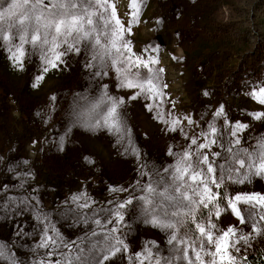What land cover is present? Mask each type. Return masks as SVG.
<instances>
[{"label": "rangeland", "instance_id": "374dc122", "mask_svg": "<svg viewBox=\"0 0 264 264\" xmlns=\"http://www.w3.org/2000/svg\"><path fill=\"white\" fill-rule=\"evenodd\" d=\"M108 4L109 15L114 8L124 28L123 41L131 50L126 55L157 75L158 98L131 99L139 89L120 87L117 69L93 61L83 46L45 72L38 49L24 44L17 63L13 55H19L20 41L0 39V264H83L76 256L91 258V264H188L179 241L169 242L173 230L164 227L180 217H165L160 206L173 210L169 201L147 189L168 188L172 167L196 149L193 139L208 145L199 151L210 159L220 153L217 164L226 163L229 147L257 152L264 142V118H256L264 114V104L252 95L264 88V0ZM13 11L15 17L0 20V36L16 34L13 23L20 15L12 0H0V14ZM226 45L229 54L221 51ZM187 55L202 60V70ZM112 100L123 101V137L103 126ZM173 120L179 121L175 130ZM240 125L247 127L233 135ZM213 127L216 133L208 136ZM233 167L237 176L248 171ZM209 186L217 193L220 216L201 206L198 222L221 231L232 227L237 236L248 237L247 244H237L236 264L264 257V210L238 205L241 223L228 207L236 195L264 196V177L243 183L226 177L221 188ZM168 194L179 195L170 188ZM185 221L176 234L198 236L196 222ZM108 241L121 250L106 249Z\"/></svg>", "mask_w": 264, "mask_h": 264}, {"label": "snow or ice", "instance_id": "6c2138e0", "mask_svg": "<svg viewBox=\"0 0 264 264\" xmlns=\"http://www.w3.org/2000/svg\"><path fill=\"white\" fill-rule=\"evenodd\" d=\"M136 2L137 0H133V7H136ZM12 4L20 13L19 18L13 23L16 34L14 36L2 35L0 39L6 42H11L13 39L20 41L18 45H15L19 55H13V59L17 63H21L23 46L26 43L31 44L42 53L43 71L45 72L49 68L58 67L63 62L65 55L71 52L80 53L83 46L84 49L91 50L93 61H98L101 66L111 65L117 69L120 87L139 89L135 95L130 97L131 99H136L140 95L148 99L158 98L157 75L151 71H142V69H148V64L141 60L133 61L130 56L126 55L131 50L128 44L123 41L124 28L120 25L119 19L116 18L114 8L109 15L108 0H12ZM5 15L11 18L15 17L17 13L13 11L0 14V20H4ZM113 20L115 25H119V27H114ZM89 66H93L91 62H89ZM252 95L264 104V88H261L259 93L254 92ZM122 103V100H112L107 105V112L103 120V126L121 137L127 135V128L124 126L119 112ZM100 106L94 105L93 109ZM222 112L221 109L216 115L220 116ZM256 118H264V114H257ZM178 124V120H173L172 130H175ZM245 127L247 126L240 125L233 131V135ZM215 133L216 129L213 127L211 133L207 135L211 136ZM191 143L196 145V149L192 152H185L172 167L171 184L168 188L163 193H158L155 187L149 186L147 191L169 201L173 210H165L162 205L160 206L165 217H180L175 223L169 222L164 227L173 230L169 242L179 241L183 247L179 248L178 251L183 253L182 259L187 260L188 264H236L237 257L233 253L241 251L237 244L240 241L247 244L248 237L237 236L232 227L221 231L216 229L215 224H201L198 222L196 213L198 207L202 206V208L210 210L215 208V216L217 218L220 216V209L216 207L218 203L217 193L209 185L221 188L226 177L234 183H243L250 180L252 176L264 177V142L258 145L259 151L257 152L233 151V148L229 147L227 151L231 155L225 158V164L216 163V157L220 156V153H213L210 159L207 153L199 151L206 149L207 144H197L195 139ZM212 143H216V141L213 140ZM234 143L238 144L239 140L234 141ZM257 160L258 163L248 162ZM233 164H239L240 170L247 168V173L237 176L238 170L233 167ZM169 188L179 195L170 196L168 194ZM145 201L153 203L147 197ZM240 204H247L253 209L264 210V196L236 195L229 199L228 207L232 214L239 217L241 223H244V218L241 216L243 209L238 207ZM178 206L185 208L186 211L181 213L175 210ZM119 207L123 208L124 204L119 205ZM153 207L155 208L156 205L153 204ZM116 215L118 218L116 222L118 223L122 216L119 212ZM203 215L205 213H201V217ZM185 217H190L193 222H196L198 236L192 237L188 232H185L183 236L176 234L177 228L183 229L186 222ZM261 219H264V216H261ZM213 229H216V232H213ZM111 231L115 232L116 229L113 228ZM48 239L51 240L52 244H56L54 238L49 237ZM44 246H48L47 242ZM104 247L109 251L112 248H115V252L121 250L112 245L110 241L105 243ZM93 249H95V245ZM115 252L112 254L115 255ZM205 256L211 257V259L205 260ZM73 259L75 261L83 260V264H91L89 257L76 256ZM103 259L109 260L110 257L105 254ZM96 264H99L98 260Z\"/></svg>", "mask_w": 264, "mask_h": 264}, {"label": "trees", "instance_id": "16d2710c", "mask_svg": "<svg viewBox=\"0 0 264 264\" xmlns=\"http://www.w3.org/2000/svg\"><path fill=\"white\" fill-rule=\"evenodd\" d=\"M228 46L230 45H226L224 46L223 48H221V46H218L219 49L221 48L222 50L221 51H226L227 54L231 53L232 51L230 49H228ZM186 59L191 61L193 67H195L198 63V65L201 67V70L203 68V65H202V60L198 59L197 63L195 62L196 59H193L191 58L189 55L186 56ZM238 67V66H236ZM249 264H264V257H261V256H253L252 259H250L248 261Z\"/></svg>", "mask_w": 264, "mask_h": 264}]
</instances>
